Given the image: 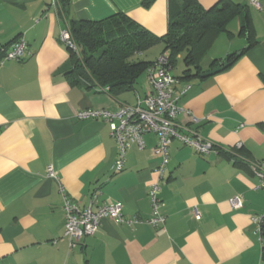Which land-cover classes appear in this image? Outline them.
Segmentation results:
<instances>
[{
    "label": "crops",
    "instance_id": "obj_1",
    "mask_svg": "<svg viewBox=\"0 0 264 264\" xmlns=\"http://www.w3.org/2000/svg\"><path fill=\"white\" fill-rule=\"evenodd\" d=\"M209 8L219 0H198ZM243 4L257 43L225 70L190 85L179 101L177 122L198 131L218 150L245 159H264V0ZM171 0H72L61 17L52 0H0V52L15 41L27 43L24 60L0 61V264H264V234L252 217L264 213V189L249 166L219 153L200 155L174 140L169 148L167 183L160 198L166 216L162 229L147 223L128 225L110 218L99 231L74 247L64 237L65 198L84 207L119 202L127 219L151 216L150 184L162 156L154 153L156 134L146 147L127 153L124 170L115 172L118 146L102 119L81 120L85 109L117 111L152 92L136 91L129 103L97 87L67 78L70 53L60 32L71 20H104L122 11L158 36L167 33ZM242 17L214 39L200 64L243 51ZM70 26V25H69ZM163 51L161 54H167ZM158 45V44H157ZM219 61V62H221ZM173 74V73H172ZM53 166L58 180L47 176ZM242 194L244 207L230 199ZM200 212L198 219L195 209Z\"/></svg>",
    "mask_w": 264,
    "mask_h": 264
},
{
    "label": "trees",
    "instance_id": "obj_2",
    "mask_svg": "<svg viewBox=\"0 0 264 264\" xmlns=\"http://www.w3.org/2000/svg\"><path fill=\"white\" fill-rule=\"evenodd\" d=\"M58 1L60 16L67 17L72 0ZM238 16L242 17L239 34L248 39L242 51L245 53L257 41L252 34L251 17L246 7L234 0H219L209 8L202 7L198 0H171L169 28L163 36L156 35L122 11L99 21L73 19L69 23L70 29L78 47L83 50V56L81 58L67 48L70 53L67 78L83 87L107 89L105 92L119 98L136 90L139 77L155 62L141 59L139 55L160 42L164 44V51H168L173 69L178 64L179 55L184 54L182 76L199 77L203 72L202 57L219 33L231 34L228 26ZM4 54L5 51L0 52V61ZM239 57L232 53L226 60L232 65ZM219 61L214 60L212 67L219 65ZM245 151L241 147L234 152L220 150L219 153L236 164L248 166L243 159ZM262 232L264 234V224Z\"/></svg>",
    "mask_w": 264,
    "mask_h": 264
},
{
    "label": "built area",
    "instance_id": "obj_3",
    "mask_svg": "<svg viewBox=\"0 0 264 264\" xmlns=\"http://www.w3.org/2000/svg\"><path fill=\"white\" fill-rule=\"evenodd\" d=\"M251 4L261 8L259 0H251ZM52 5L59 13V1L52 0ZM60 40L66 48H70L79 54V47L73 38L69 25L61 30ZM27 53L26 41L24 39L15 41L5 50L1 63L7 60H24ZM172 70L169 56L161 54L147 70L152 92L144 98L138 97L136 104H122L114 112L107 109H85L77 113V117L81 120L102 119L109 124L110 134L118 146L115 172L118 173L124 170L127 153L133 146L136 145L140 150L146 147L145 136L147 134L153 133L158 136L154 153L161 155L162 159L155 170L158 177L150 184L149 188L151 216L148 219H127L123 214V206L119 202L97 204L96 200L99 196L97 192L93 194L91 202L84 207H80L70 199L65 198L66 223L64 237L70 240L71 247L76 246L82 238L95 235L105 218L128 225L147 223L160 229L164 227L166 216L161 210L162 200L160 194L163 185L167 183L166 170L169 162V148L174 140H177L183 146L190 147L200 155L220 152L213 142L205 139L198 131L178 124L177 117L182 110L179 101L191 86L188 85L179 89L181 81L172 74ZM97 89L107 91V89L101 87ZM241 147H243V143L238 142L236 148ZM243 159L259 180L257 188L264 189V159L256 162ZM47 176L58 180V173L53 166L48 168ZM229 201L234 209L244 207V196L242 194L234 196ZM195 215L198 219L201 217L197 208L195 209ZM252 220L258 226V230L262 232L264 213L254 215Z\"/></svg>",
    "mask_w": 264,
    "mask_h": 264
},
{
    "label": "rangeland",
    "instance_id": "obj_4",
    "mask_svg": "<svg viewBox=\"0 0 264 264\" xmlns=\"http://www.w3.org/2000/svg\"><path fill=\"white\" fill-rule=\"evenodd\" d=\"M163 51V45L162 44H158L155 45L153 47H151L150 49H148L146 52H144L143 54L139 55V58L141 59H145V60H153L155 59L161 52ZM83 56V50L81 47H79V57ZM184 54L179 55V60H178V64L175 66V68L172 70L173 75L176 74H181L183 72V70L185 69V63H184ZM136 89L140 92H143L144 90L150 89V84H149V80L147 77V73L142 74L136 84ZM123 100H126L129 103H134L137 100V94L136 91H130L125 93L122 96Z\"/></svg>",
    "mask_w": 264,
    "mask_h": 264
},
{
    "label": "water",
    "instance_id": "obj_5",
    "mask_svg": "<svg viewBox=\"0 0 264 264\" xmlns=\"http://www.w3.org/2000/svg\"><path fill=\"white\" fill-rule=\"evenodd\" d=\"M242 54V51L240 52H237V56H240ZM231 65V63L228 61V60H223L222 62H220L219 65H217L216 67L208 70V71H204V72H201L199 74V77L204 79V78H207V77H210V76H213L223 70H225L226 68H228L229 66Z\"/></svg>",
    "mask_w": 264,
    "mask_h": 264
}]
</instances>
